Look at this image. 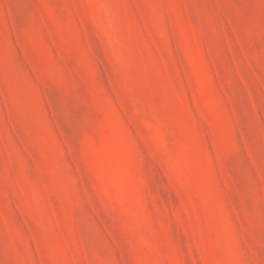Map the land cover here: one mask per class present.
Masks as SVG:
<instances>
[{
  "label": "rangeland",
  "instance_id": "374dc122",
  "mask_svg": "<svg viewBox=\"0 0 264 264\" xmlns=\"http://www.w3.org/2000/svg\"><path fill=\"white\" fill-rule=\"evenodd\" d=\"M0 264H264V0H0Z\"/></svg>",
  "mask_w": 264,
  "mask_h": 264
}]
</instances>
